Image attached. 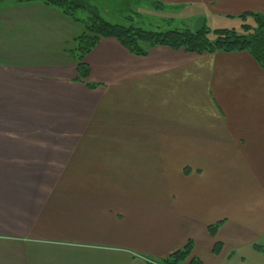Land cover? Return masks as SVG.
Instances as JSON below:
<instances>
[{"label":"crops","instance_id":"crops-1","mask_svg":"<svg viewBox=\"0 0 264 264\" xmlns=\"http://www.w3.org/2000/svg\"><path fill=\"white\" fill-rule=\"evenodd\" d=\"M142 1L210 30L264 17V0ZM81 32L43 4H0V38L23 58L70 56ZM54 60L40 65L64 78L45 80L52 95L0 92V264H157L188 241L201 264H264V69L250 54L140 57L100 39L84 60L94 89L71 56ZM7 104L28 109L17 130Z\"/></svg>","mask_w":264,"mask_h":264},{"label":"trees","instance_id":"trees-1","mask_svg":"<svg viewBox=\"0 0 264 264\" xmlns=\"http://www.w3.org/2000/svg\"><path fill=\"white\" fill-rule=\"evenodd\" d=\"M8 1L16 4H43L58 10L72 23L83 28L81 34L73 40L74 48L71 55L76 62L77 81L88 89H94L97 85L89 83V68L84 60L100 39H114L128 53L140 57L146 56L151 48L157 46L175 51L183 50L197 56L216 52H247L264 69V17L258 14L242 15L243 24L238 29L210 30L202 24L193 30L186 24L182 29L160 31L106 21L100 16L98 9L90 7L83 0ZM248 18L252 19L253 23H245ZM221 224L222 222H219L207 227L211 238H215ZM192 246V242L188 241L182 249L171 253L157 264H201L198 259L191 257ZM221 249L222 245L215 243L212 251L218 254ZM254 249L264 253L259 245H254Z\"/></svg>","mask_w":264,"mask_h":264},{"label":"rangeland","instance_id":"rangeland-1","mask_svg":"<svg viewBox=\"0 0 264 264\" xmlns=\"http://www.w3.org/2000/svg\"><path fill=\"white\" fill-rule=\"evenodd\" d=\"M4 2H7V0H0V4H3ZM83 2H85V4L89 5L90 7L98 9L100 16L104 20L111 23L133 25L134 27L160 31L182 29L186 24H188L193 30L201 27V24L198 21L188 23L182 22L180 19L174 18L173 16H168L170 15L168 14L169 11H171L170 9H165L164 12L166 14H163L162 8H157L156 4H151L142 0H96V2L93 0H83ZM233 25L234 28H237L238 23H233ZM81 31H83L82 27ZM16 42L17 41L13 38H0V61L3 63V65L6 64V66L2 67L1 70L6 69L7 71L0 73V92L2 94L8 93L14 95V93L21 91L25 96L24 98H27L26 96H31V93L37 91L40 97L52 95L49 90L45 91L44 84L47 83L45 80L50 81L48 83H62L61 81H64V78L61 76H56L54 73L48 72L50 68H44L40 65L42 63H52L55 61L54 59H58L57 61H62V59L68 60L70 59V56L72 61H69L76 65L72 55L69 56L67 53L63 54L64 57L62 55L54 57L48 54L45 56L40 55V58L39 55H32L31 57H25L27 58L25 59L23 58V55L19 53L22 52L20 49L22 47L19 44H16ZM19 54L21 55L19 56ZM23 62H28V65H25ZM15 63L19 64V70H16L17 66H13ZM9 73L14 74V76H16V73L18 75L16 79H12ZM89 83L92 82L89 80ZM4 88L6 91L3 90ZM6 106V110L8 111L2 116L1 121L4 122V125L8 128L13 127L15 130H17L19 126H21L23 123H26L25 119H23V115H25L24 112H26L28 109L26 106H18L16 104H7ZM40 114L42 113H39V115Z\"/></svg>","mask_w":264,"mask_h":264}]
</instances>
